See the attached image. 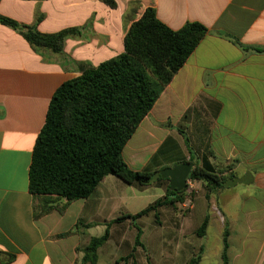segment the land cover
Masks as SVG:
<instances>
[{
	"label": "crops",
	"instance_id": "1",
	"mask_svg": "<svg viewBox=\"0 0 264 264\" xmlns=\"http://www.w3.org/2000/svg\"><path fill=\"white\" fill-rule=\"evenodd\" d=\"M148 8L173 31L195 22L208 34L123 158L154 175L209 165L224 186L209 193L194 180L183 203L114 222L166 198L170 179L139 188L109 175L90 197L41 216L29 172L53 95L82 66L124 53L128 30ZM0 17L43 34L76 30L56 54L0 22V264H92L83 250L107 231L95 264H224L225 232L228 264H264V52L255 50L264 49V0H0Z\"/></svg>",
	"mask_w": 264,
	"mask_h": 264
},
{
	"label": "trees",
	"instance_id": "2",
	"mask_svg": "<svg viewBox=\"0 0 264 264\" xmlns=\"http://www.w3.org/2000/svg\"><path fill=\"white\" fill-rule=\"evenodd\" d=\"M0 22L19 31L34 48L56 54L64 50L67 38L76 31L43 34L9 18L0 17ZM207 34L208 29L195 22L173 31L157 18L153 8H148L128 30L124 53L98 67L82 66L81 76L56 90L34 147L29 172L30 192L41 198V216L53 210L63 213L70 203L90 197L109 175L139 188L150 185L154 174L132 171L123 158V150ZM235 44L249 50L237 41ZM189 180L206 182L209 193L225 183L209 165L193 166ZM184 193L185 190L176 193L168 187L163 200L135 216H122L114 222L138 219L165 204L183 203ZM62 199L65 203H60ZM206 227L207 220L198 234H203ZM108 238L107 231L92 239L83 250V260L95 264L97 251ZM136 243L141 244L140 233ZM224 248L223 261L228 264L227 232Z\"/></svg>",
	"mask_w": 264,
	"mask_h": 264
},
{
	"label": "water",
	"instance_id": "3",
	"mask_svg": "<svg viewBox=\"0 0 264 264\" xmlns=\"http://www.w3.org/2000/svg\"><path fill=\"white\" fill-rule=\"evenodd\" d=\"M192 165L190 163H183L173 169H167L161 173H156L151 180V183L156 181L159 176L163 179H170V189L176 193L186 189L187 181L192 172Z\"/></svg>",
	"mask_w": 264,
	"mask_h": 264
},
{
	"label": "built area",
	"instance_id": "4",
	"mask_svg": "<svg viewBox=\"0 0 264 264\" xmlns=\"http://www.w3.org/2000/svg\"><path fill=\"white\" fill-rule=\"evenodd\" d=\"M185 192H186L188 198L192 197L193 193L195 192L192 180L187 181V187L185 189Z\"/></svg>",
	"mask_w": 264,
	"mask_h": 264
}]
</instances>
